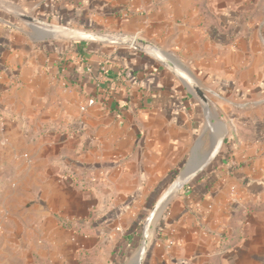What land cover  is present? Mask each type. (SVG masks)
I'll list each match as a JSON object with an SVG mask.
<instances>
[{"label": "crops", "instance_id": "obj_1", "mask_svg": "<svg viewBox=\"0 0 264 264\" xmlns=\"http://www.w3.org/2000/svg\"><path fill=\"white\" fill-rule=\"evenodd\" d=\"M261 3L0 0V264H134L139 253L141 264H264V149L244 147L212 114L264 104ZM71 123L84 128L79 140L118 155L105 197L144 213L188 169L152 241L133 246L140 214L117 247L72 241L58 225L65 207L84 215L85 194L61 177ZM86 145L96 162L98 144Z\"/></svg>", "mask_w": 264, "mask_h": 264}, {"label": "rangeland", "instance_id": "obj_2", "mask_svg": "<svg viewBox=\"0 0 264 264\" xmlns=\"http://www.w3.org/2000/svg\"><path fill=\"white\" fill-rule=\"evenodd\" d=\"M261 4L264 5V3ZM125 15H127V13ZM260 28L264 30V21ZM55 30L58 32L59 36L67 35L66 31L61 28H56ZM100 34L104 35L103 33ZM134 47L136 46H133V48ZM262 47L264 49V45H262ZM208 102H213V100L208 99ZM221 107L225 112L224 117L222 115L219 116L217 110H213L212 114L218 116L217 119L220 120L222 117L226 121L228 133H230V135L238 137V139L243 142L244 147L255 145L259 147L257 150L264 149V104L258 106L242 105L238 109ZM83 114L84 113H82V115ZM76 124L77 123L69 124L66 128L67 131H65V140L68 142L70 148H68L65 158L62 159V161L67 164V168L63 170L61 177L63 180L66 179V181L71 182L77 189L85 194L83 202L84 207L82 209L84 215L83 218H74L70 216L71 214L69 213L74 211L72 206H70V209L65 207L62 209L64 211H60L58 215L54 216L58 225L64 230L69 231L70 234L72 233V241L76 235L77 238H82L80 241L83 244L92 243L98 239L101 240L102 243H109V245L112 244L113 247H117L120 242H122L121 238L125 237L129 232L126 227L140 214L143 219L140 220L141 226L136 230L141 231V234L135 235L133 246H135L134 248L141 246L144 240L149 243L155 237V229L158 227L162 216L167 212L168 202L164 203L161 211L150 223H148L147 217L149 213L147 214L139 210L140 207L136 204H126L125 200L123 201L124 197L121 198L120 196H117L118 198L105 197V195H107L108 188L106 185L109 176L117 175L121 170L120 166H117V164L115 166L114 164L116 160H119L118 155L115 157H112L111 154L109 155L108 144L99 142L101 141L100 139H96V137H92L91 135L84 137L83 140H79L83 137L84 128L82 130V128ZM73 144L82 147V149H80L82 151V158H79V148L73 146ZM89 144H98L95 146H99L97 150L98 157H95L97 159L96 162L91 160L92 156L88 151L83 150V147L85 145L88 147ZM180 179L177 178L175 181L177 182ZM185 185L186 184H183L182 187L175 190L171 197L181 191V188ZM95 191L99 192V195L102 196V199L96 202V204L91 202V194ZM111 210L115 211L117 215L114 213V221L110 220L107 222L105 214L107 211L110 212ZM109 222H114V224L108 225ZM154 227L155 229L153 231ZM74 229L76 231H74ZM133 252L134 249L131 250V254H133ZM90 253V250L83 249L81 257L84 261L90 258ZM124 253L121 252L120 255L119 253L117 254L119 262L123 259ZM127 256L130 257L131 255L127 254ZM123 264H126V261Z\"/></svg>", "mask_w": 264, "mask_h": 264}, {"label": "water", "instance_id": "obj_3", "mask_svg": "<svg viewBox=\"0 0 264 264\" xmlns=\"http://www.w3.org/2000/svg\"><path fill=\"white\" fill-rule=\"evenodd\" d=\"M20 19H22L23 21L29 23V24H39L40 22H38L37 20L27 16V15H20L19 16ZM41 24V23H40ZM44 27H46L48 29V31H50L51 35H48L49 37H51L54 33L55 28L54 27H48L47 25H44ZM46 29V31H47ZM55 34V33H54ZM196 95L199 97V99L204 102L207 103L206 98L204 97L203 93L200 92L198 89L194 88ZM220 148V143L214 147V149L211 151V153L208 155V157L205 159L204 163L200 166V168L196 171V173L203 171L211 162L212 160L216 157L218 150ZM189 171L188 169L184 172V176L186 177V174H188ZM195 175V174H193ZM183 176V177H184ZM189 176V175H188ZM188 178V177H187ZM188 181V180H187ZM186 181V182H187ZM176 182V181H175ZM175 182H173L166 190L165 192L161 195V197L156 201V203L154 204L153 208L151 209L148 217H147V221L152 220V218L154 217V215L156 214V212L158 211V209L160 208V206L164 203H167L169 201V199L171 198L173 192H174V185ZM183 183V184H186ZM182 184V185H183ZM181 185V187H182ZM133 263L134 264H141L142 263V255L139 253L137 256L134 257L133 259Z\"/></svg>", "mask_w": 264, "mask_h": 264}, {"label": "bare ground", "instance_id": "obj_4", "mask_svg": "<svg viewBox=\"0 0 264 264\" xmlns=\"http://www.w3.org/2000/svg\"><path fill=\"white\" fill-rule=\"evenodd\" d=\"M54 33H57V31L55 30L54 31ZM217 138H219V137H217ZM219 143V142H218ZM189 178H187V177H182L179 181H177L176 183H175V185H174V191L175 190H177L178 188H180L181 187V185L183 184V183H185L187 180H188ZM164 206V204H162L161 206H160V208L158 209V211L156 212V214L154 215V217L161 211V208ZM154 217L152 218V220L154 219ZM152 220H150V221H152ZM150 221H148V223H150ZM145 238V237H144Z\"/></svg>", "mask_w": 264, "mask_h": 264}, {"label": "built area", "instance_id": "obj_5", "mask_svg": "<svg viewBox=\"0 0 264 264\" xmlns=\"http://www.w3.org/2000/svg\"><path fill=\"white\" fill-rule=\"evenodd\" d=\"M94 104L93 99L87 100L84 105L80 106V112L84 113L89 107H91Z\"/></svg>", "mask_w": 264, "mask_h": 264}, {"label": "trees", "instance_id": "obj_6", "mask_svg": "<svg viewBox=\"0 0 264 264\" xmlns=\"http://www.w3.org/2000/svg\"><path fill=\"white\" fill-rule=\"evenodd\" d=\"M136 225H137V228L136 229H138L141 226L140 223H137Z\"/></svg>", "mask_w": 264, "mask_h": 264}]
</instances>
